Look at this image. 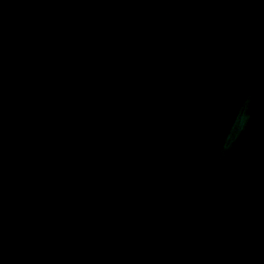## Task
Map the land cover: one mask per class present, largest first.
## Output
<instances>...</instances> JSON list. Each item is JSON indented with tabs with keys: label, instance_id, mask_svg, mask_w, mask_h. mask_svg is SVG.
<instances>
[{
	"label": "water",
	"instance_id": "obj_1",
	"mask_svg": "<svg viewBox=\"0 0 264 264\" xmlns=\"http://www.w3.org/2000/svg\"><path fill=\"white\" fill-rule=\"evenodd\" d=\"M0 264H264V0H0Z\"/></svg>",
	"mask_w": 264,
	"mask_h": 264
}]
</instances>
